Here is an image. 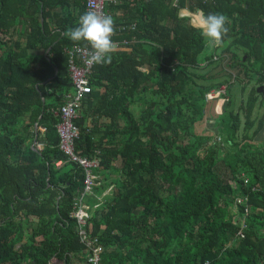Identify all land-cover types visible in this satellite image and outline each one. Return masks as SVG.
Listing matches in <instances>:
<instances>
[{"label":"trees","instance_id":"1","mask_svg":"<svg viewBox=\"0 0 264 264\" xmlns=\"http://www.w3.org/2000/svg\"><path fill=\"white\" fill-rule=\"evenodd\" d=\"M66 2L0 0V264H92L72 215L86 172L59 148L56 111L73 93L65 48L93 32L86 6L60 19ZM118 2V45L74 122V150L100 163L86 195L100 264H264V0ZM222 86L216 131L200 129Z\"/></svg>","mask_w":264,"mask_h":264},{"label":"built area","instance_id":"2","mask_svg":"<svg viewBox=\"0 0 264 264\" xmlns=\"http://www.w3.org/2000/svg\"><path fill=\"white\" fill-rule=\"evenodd\" d=\"M179 1L174 0V4ZM117 2L118 0H86V8L90 15L86 19L85 25L93 32L95 37L94 45L92 47L76 45L67 50L68 70L73 93L65 95V103L56 111V114L60 117V122L56 126L59 136V148L67 158L78 162L86 172L84 190L74 199L76 203H74L72 215L77 218L81 241L91 251L89 261L92 264L101 263V254L104 251V246L100 243L99 238L91 236L88 230V220L91 217V213L90 206L86 202V195L93 191L94 181L96 180L93 170L100 163L98 160L82 157L74 150V145H76V141L80 137V128L74 122L79 117L78 111L83 98L93 91L89 79L93 66L106 56L107 51L112 46L116 47L118 45V42L111 39L113 33L107 23L110 14L107 6L110 3ZM130 27L133 28L134 24ZM125 28V26H121L118 30ZM224 90L222 86L220 92H224Z\"/></svg>","mask_w":264,"mask_h":264},{"label":"crops","instance_id":"3","mask_svg":"<svg viewBox=\"0 0 264 264\" xmlns=\"http://www.w3.org/2000/svg\"><path fill=\"white\" fill-rule=\"evenodd\" d=\"M66 1H67L65 3L66 5L64 6L65 7L64 15L62 16V14H60L59 15L60 19L62 17H65L66 15H71L72 13L74 15H78L80 13L81 9H83L86 6V0H66ZM133 1H135V0H133ZM51 13H61V9L59 7H55L54 9L51 10ZM119 14L121 15V12ZM182 14L189 15L191 17V23L192 24L197 25V26H201L202 28H204V26H205V30H208L207 26H209V25L205 22V20H204V18L202 16V13L200 11L191 12L190 9L188 7H186V8H184L182 10ZM121 26H125V25H121ZM121 26L119 25L118 28L121 27ZM125 27H127V26H125ZM210 30H211V27H210ZM119 31H122V30H119ZM92 36H93V40H92L91 43H88L86 45H83V44H76V45L92 47L94 45V41H95V37H94L93 34H92ZM76 45H74V46H76ZM74 46H72V47H74ZM72 47H70V48H72ZM70 48H65L66 54H67V50L70 49ZM48 50H49V48L45 49V50L40 49V50H38V52L39 53L43 52L44 54H46V52ZM67 59H68V57H67ZM67 70H68V61H67ZM68 76H69V70H68ZM69 79H70V77H69ZM259 87H263V86H259ZM39 130H40V132H44L45 131L44 128H40ZM42 137H44V133H42V135H40L38 137H37V135L34 136L33 145L35 146L36 150H38V151L42 150L43 146L46 143L44 140H42ZM60 164H61L60 162L55 163L56 166H58ZM113 190H114L113 187L110 186L105 191H103V193L95 194L94 195V200H97V201L91 202V203H93L94 205L101 204V202L105 201V199L112 194ZM57 263L60 264V262H55V264H57Z\"/></svg>","mask_w":264,"mask_h":264},{"label":"rangeland","instance_id":"4","mask_svg":"<svg viewBox=\"0 0 264 264\" xmlns=\"http://www.w3.org/2000/svg\"><path fill=\"white\" fill-rule=\"evenodd\" d=\"M207 29L208 30H205V26H204L203 30L206 33H209L210 35H214L212 27H211V30H210V27L207 26ZM207 39L209 41L211 40L210 42L217 43V37L216 36H207ZM257 88H258V86L256 87V90L258 91ZM179 89H181V87ZM220 90H221V88H219V90H217V91H213V94L210 93V94L205 95V98H204L205 101L209 102L211 97H218L220 94H223L224 92H220ZM245 95H246V93L243 95V98L245 97ZM223 104H225V101L223 99H218L215 102H209L208 103V106H207V109H206L207 113L205 114V119L202 121V123L200 125V129H204V130H207V131L209 130L210 132H215L216 131L215 129H213L212 125H213V122H214V118L219 113H221V106ZM261 112H262V110H261ZM256 141H264V127L260 131V133L257 135ZM117 166H120V164H117ZM87 205L90 206L89 204H87ZM95 206H99V205H95Z\"/></svg>","mask_w":264,"mask_h":264},{"label":"water","instance_id":"5","mask_svg":"<svg viewBox=\"0 0 264 264\" xmlns=\"http://www.w3.org/2000/svg\"><path fill=\"white\" fill-rule=\"evenodd\" d=\"M243 58H245V57H243ZM257 89H258V92H264V88L263 87H258Z\"/></svg>","mask_w":264,"mask_h":264}]
</instances>
